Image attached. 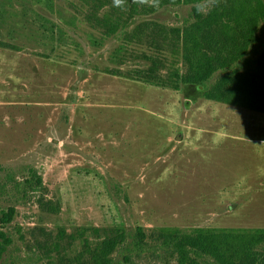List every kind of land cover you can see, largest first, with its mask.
<instances>
[{
	"label": "rangeland",
	"instance_id": "374dc122",
	"mask_svg": "<svg viewBox=\"0 0 264 264\" xmlns=\"http://www.w3.org/2000/svg\"><path fill=\"white\" fill-rule=\"evenodd\" d=\"M189 11L137 16L122 43L78 0H0V211L15 209L0 264H94L114 226L108 264H177L136 227L264 228V114L106 73L161 55L136 25Z\"/></svg>",
	"mask_w": 264,
	"mask_h": 264
},
{
	"label": "trees",
	"instance_id": "16d2710c",
	"mask_svg": "<svg viewBox=\"0 0 264 264\" xmlns=\"http://www.w3.org/2000/svg\"><path fill=\"white\" fill-rule=\"evenodd\" d=\"M86 9L83 21L105 38L131 41L125 29L137 16H150L164 8L189 7L188 17L178 25L167 26L144 20L131 36L149 31L150 41L161 55L142 54L141 64L130 76L107 70L106 73L134 79L150 86L184 93L185 99L202 98L219 104L264 114V0H218L206 12L194 9L200 0H161L156 8L147 3L125 0L123 7L111 0H78ZM86 5V6H85ZM121 43V44H122ZM122 48V46H120ZM167 63V74L159 76ZM109 71V72H108ZM30 183L40 177L31 172ZM15 209L0 211V260L11 240L4 229L14 218ZM138 242L151 238L169 248L177 264H264V228H195L188 232L175 227L135 229ZM122 226L99 240L91 253L94 264H108L111 253L124 242Z\"/></svg>",
	"mask_w": 264,
	"mask_h": 264
},
{
	"label": "clouds",
	"instance_id": "9594fccd",
	"mask_svg": "<svg viewBox=\"0 0 264 264\" xmlns=\"http://www.w3.org/2000/svg\"><path fill=\"white\" fill-rule=\"evenodd\" d=\"M133 2L147 3L153 7L159 8L161 0H133ZM114 3L118 7H123L125 5V0H114ZM217 4H218V0H200V3L196 6L194 11L198 13L206 12L208 10H211V8L216 6Z\"/></svg>",
	"mask_w": 264,
	"mask_h": 264
}]
</instances>
